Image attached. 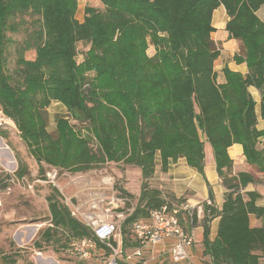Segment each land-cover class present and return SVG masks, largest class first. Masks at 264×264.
Instances as JSON below:
<instances>
[{"label": "trees", "instance_id": "trees-1", "mask_svg": "<svg viewBox=\"0 0 264 264\" xmlns=\"http://www.w3.org/2000/svg\"><path fill=\"white\" fill-rule=\"evenodd\" d=\"M98 1L103 9L85 6L79 21L77 0H0L1 112L15 124L40 167L78 172L122 162L139 168L138 196L119 191L126 205L136 200L121 226L123 236L129 226L131 239L138 219L173 204L150 187L157 156L163 171L170 160L182 157L204 176L207 143L226 192L217 211L207 184L203 255L210 264H264V206L257 205L258 192L244 191L261 179L233 173L227 152L232 144H241L245 161L264 178V127L257 128L256 102L249 92V87L259 92L264 122V20L258 15L264 0ZM221 5L228 16L225 30L240 45L233 60L246 64L245 75L227 66L220 73L214 70L220 49L210 37L215 30L211 20ZM26 16L37 17L36 28L18 48L16 68L7 72V33L17 32ZM79 43L88 45L80 62ZM149 44L155 50L151 56L146 53ZM31 49L35 56L28 60L24 52ZM52 102L63 105L66 113L56 116L55 130L49 132ZM16 159L12 174H0L2 188L11 175L30 177L26 164L18 155ZM46 200L50 222L42 238L50 241L58 231L72 245L92 239L103 246L71 216L57 189ZM250 215L259 226L250 225ZM212 217L219 221L216 237L209 240Z\"/></svg>", "mask_w": 264, "mask_h": 264}, {"label": "rangeland", "instance_id": "rangeland-1", "mask_svg": "<svg viewBox=\"0 0 264 264\" xmlns=\"http://www.w3.org/2000/svg\"><path fill=\"white\" fill-rule=\"evenodd\" d=\"M78 6L75 16L78 20H82L83 10L85 6H91L98 10L103 9V5L98 0H77ZM37 17H24V21L19 25L18 31L15 33H7L8 41L5 44V60L6 71L13 72L16 68V59L18 48L23 46L28 34L36 28L34 21ZM17 19L16 21H19ZM78 55L76 60L82 61L88 45L84 43L78 44ZM155 52L153 45L148 46L146 53L151 56ZM24 56L28 60H33L35 52L33 49L25 50ZM48 126L47 130L53 132L55 130V118L57 115L66 113L65 107L58 102H52L47 108ZM71 124L75 123L70 121ZM80 127V124H76ZM0 136L1 142L8 145L10 155H4L0 152V174L4 178L7 174H11L17 168V155L26 164L29 171L28 176L35 178L41 176L47 169V165L42 164V168L37 164L34 158L29 154L25 144L22 142L19 132L15 124L0 110ZM264 147V142H260ZM43 170V172H42ZM59 177L57 183L60 184L62 193L66 195L64 181L86 180L93 183V187L97 189H105L108 186L101 185L102 179H111L113 189L119 192L125 188L129 193L135 195V191L139 186L137 168L123 164L122 162H107L101 166L95 167L87 171L72 172L69 170H58ZM264 180V178H263ZM67 183V182H66ZM64 185H67L64 183ZM11 190L7 191L6 187L2 188L0 184V264H55L54 259H59L57 264H86L84 258L80 257L73 250L72 241L69 243L65 240V236L60 232H56L52 239L45 240L41 234L48 227L50 219L48 212L47 196L55 189V186L48 183H37L33 191L18 187V185H10ZM125 190V191H127ZM61 193V191L59 190ZM120 193V192H119ZM69 197V196H66ZM72 202L74 200L72 199ZM136 200L130 201L129 205L133 209ZM19 225H23L19 228ZM126 234H122L126 246L132 243L129 237V226H127ZM20 229L19 231H17ZM28 235L22 238V242H18L17 233L24 232ZM64 247L63 245H66ZM39 244V247H38ZM104 246V245H103ZM103 246H94L88 248V257L96 258L98 249ZM128 248V247H126ZM129 253V252H128ZM109 254L107 253L106 256ZM87 257V258H88ZM63 262V263H62Z\"/></svg>", "mask_w": 264, "mask_h": 264}, {"label": "crops", "instance_id": "crops-1", "mask_svg": "<svg viewBox=\"0 0 264 264\" xmlns=\"http://www.w3.org/2000/svg\"><path fill=\"white\" fill-rule=\"evenodd\" d=\"M258 15L262 20H264V8L258 12ZM227 20L228 16L226 14L225 8L222 5L213 11L211 23L215 30L210 34V37L220 49V55L214 62V70L220 73L221 69L227 66L229 69L245 75L247 73L246 64L236 63L233 60V56L239 51L240 45L237 40L229 38L228 33L225 30ZM219 78L221 79L220 75ZM249 92L256 102L255 110L257 115V128L263 129L264 122L260 117L259 111V92L254 87H249ZM1 139L2 138L0 137V152L9 157L10 151L8 145L1 142L3 140ZM260 142H264V139L260 138ZM260 148H262L264 152V147L260 145ZM227 152L233 163V173L247 172L250 174H254L257 176V178L261 179V182L259 183L247 184L244 188V191L258 192L260 194V198L257 200V205L264 206L263 174L261 172H257V170H255L253 166L245 161V156L243 155V148L241 144H232L227 149ZM204 154V176L198 173L196 169L188 166L185 158L182 157L177 158L173 161L170 160L167 164L166 170L163 171L160 168V160L157 156L155 172L149 181L150 187L160 191L166 199L172 200V205L176 204L179 199H182L183 203L181 204H187L189 207H191L190 211H182L180 213V225L184 230L191 232L193 236V243L188 248L187 259L179 263H174L169 257L168 250L176 241V239L173 237L166 238L155 247H146L144 249V264H210L209 258L203 255V221L205 217H208L203 210V204L207 203L208 201L210 202V200L208 199L209 185L213 194L212 205L214 206L215 210H220L224 201V194L226 192V189L221 184V179L216 172L213 152L211 147L207 143H205L204 145ZM137 175L139 186L135 191V197L138 196L140 191L141 177L139 168H137ZM28 178L32 179V177ZM62 183L64 188H66V195L62 193L61 189V193L59 192L61 195V201L63 196H69L74 201H85L90 198L95 193V191L99 190L96 187H93V183L86 180H78L75 183H71V181H64ZM64 183L67 185H64ZM125 190L127 189L125 188ZM127 192L129 191L127 190ZM1 204L2 203L0 200V205ZM192 212H194V222H191ZM218 221L219 217H212L208 222L209 240H213L216 237ZM249 221L250 225L253 227L260 225V221L253 215H250ZM22 226L23 225H19V228ZM19 230L20 229H18L17 231ZM26 235H28V232H18V242H22V238H25ZM126 244L127 243L124 241L123 250L126 253L131 252L138 245L137 242L133 240L130 246H126ZM107 253L109 254L108 249L99 248L96 258L88 257L84 260L86 261V264H103L109 257V255L106 256ZM53 262L57 264L58 262H60V260L57 258H53Z\"/></svg>", "mask_w": 264, "mask_h": 264}, {"label": "built area", "instance_id": "built-area-1", "mask_svg": "<svg viewBox=\"0 0 264 264\" xmlns=\"http://www.w3.org/2000/svg\"><path fill=\"white\" fill-rule=\"evenodd\" d=\"M58 177V169L52 166H48L41 176L32 179L11 175L6 190L10 191V185L16 184L20 188L33 191L37 183H50L61 191L57 183ZM75 182L76 180L71 181V183ZM101 185L108 187L95 191L85 201L72 202V198L63 196L62 203L68 207L71 216L89 227L94 237L109 250V257L103 264H144V249L155 247L164 239L171 237L176 239L168 250L172 262L179 263L187 259L193 236L190 231L181 227L180 213L190 211L191 207L187 204H163L152 210L147 217L138 219L131 230L132 240L138 245L131 252L126 253L123 250L121 226L126 215L133 209L126 207L127 199L113 189L111 179H102ZM209 203L208 201L207 204ZM94 246L95 242L92 239H81L74 243L73 250L85 259L88 257L87 249Z\"/></svg>", "mask_w": 264, "mask_h": 264}]
</instances>
